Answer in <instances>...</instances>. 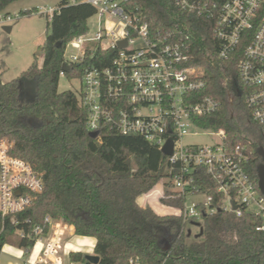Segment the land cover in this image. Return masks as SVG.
I'll return each instance as SVG.
<instances>
[{
	"label": "trees",
	"instance_id": "16d2710c",
	"mask_svg": "<svg viewBox=\"0 0 264 264\" xmlns=\"http://www.w3.org/2000/svg\"><path fill=\"white\" fill-rule=\"evenodd\" d=\"M12 1L0 0V12ZM130 4L153 35L155 31L161 36L180 31L184 39L188 35L185 41L194 55L191 64L205 70L202 93L220 101L217 110L197 124L223 128L227 146L244 145L250 155L249 172L256 180L262 162L257 148L264 145L245 135L235 121L236 109L247 114L239 57L231 62L216 57L213 19L183 9L174 0H130ZM56 7L41 45L42 63L35 59L18 77L0 80V140L12 142L10 154L31 163L43 178L42 190L33 194L29 205L0 216V247L9 243L29 249L35 239L33 227L40 225L47 232L44 217L59 215L76 234L95 238L96 263L80 252L70 253L83 264H130V260L135 264H264V230L257 229L260 220L254 215L237 217L219 211L201 221L185 222L138 203L137 198L167 174L166 156L138 134L104 128L97 138L89 136L85 109L78 105L74 91H59L58 83L66 45L87 32L88 19L96 10L66 0ZM33 10H21L19 15ZM59 40L62 44L57 47ZM90 62L94 60L87 52L84 61L74 63L65 76L81 77ZM161 200L171 206L182 204L180 197Z\"/></svg>",
	"mask_w": 264,
	"mask_h": 264
},
{
	"label": "built area",
	"instance_id": "2783aa9c",
	"mask_svg": "<svg viewBox=\"0 0 264 264\" xmlns=\"http://www.w3.org/2000/svg\"><path fill=\"white\" fill-rule=\"evenodd\" d=\"M174 1L183 9L213 19L219 60L231 62L239 57L237 68L246 115L264 134V0ZM66 2L89 4L96 14L107 19L90 38L82 34L70 40L66 46L72 52H64L63 63L71 67L83 62L87 52L94 60L84 67L79 89L74 91L78 105L86 111L88 131L100 134V130L109 128L120 134H138L159 149L170 139L171 154H164L167 174L160 178L163 187L151 190L152 187L147 197L155 196L163 205L162 198H182L180 206H166L185 222L201 221L206 215L225 211L237 217L254 215L260 220L257 229L264 230V195L258 179L249 172V152L244 145L227 146L223 128L197 124L202 117L214 113L220 101L202 93L205 70L191 64L194 55L185 41L188 35L185 39L180 31L163 36L155 31L153 35L148 23L132 9L130 0ZM44 9L50 22L57 7ZM17 17L0 12V23ZM122 41L126 44L119 46ZM65 73L60 70V75ZM199 133L217 140L203 144L183 142L185 135ZM11 144L7 139L0 140L1 217L22 210L43 188L41 172L28 161L11 155ZM44 222L47 232L35 225L33 244L24 250L35 254V261L24 264H61L62 241L74 227L59 215H46ZM20 235H24L23 231ZM130 264L135 263L130 260Z\"/></svg>",
	"mask_w": 264,
	"mask_h": 264
},
{
	"label": "rangeland",
	"instance_id": "374dc122",
	"mask_svg": "<svg viewBox=\"0 0 264 264\" xmlns=\"http://www.w3.org/2000/svg\"><path fill=\"white\" fill-rule=\"evenodd\" d=\"M60 0H15L9 3L1 13H8V15H18L12 21L0 23V80L2 82L10 81L20 75L35 59L39 64L42 63V54L37 55V51L45 39L47 29V15L44 13V8L56 7ZM34 8L33 12L27 15H19L21 10ZM105 15L94 14L88 19V30L85 33L87 38H90L98 26H103L106 23ZM11 26L10 31L3 29V26ZM90 44V43H88ZM72 49L66 46L65 53L70 54ZM80 86V79L78 77L68 78L60 75L58 90H72L77 91ZM238 117L236 122L242 128L245 135L262 143L264 145V134L261 132L259 126L255 123L247 121V115L244 109H236ZM217 138H210V136L199 133L185 135L183 142L186 144H203L209 143ZM163 184L160 179L151 190L162 189ZM150 190V189H149ZM148 190V191H149ZM146 191V192H148ZM144 193L139 196L138 200L142 205H149L157 214H166L172 211V208L163 205L155 196L147 197ZM190 198L188 199V202ZM194 234L196 227H191ZM18 264L19 259L11 253L0 254V264Z\"/></svg>",
	"mask_w": 264,
	"mask_h": 264
},
{
	"label": "crops",
	"instance_id": "0c3cea01",
	"mask_svg": "<svg viewBox=\"0 0 264 264\" xmlns=\"http://www.w3.org/2000/svg\"><path fill=\"white\" fill-rule=\"evenodd\" d=\"M138 198L137 201L139 204H141ZM94 245H95L94 237L78 235L75 233L74 228H71L70 231L66 233L65 238L63 239L61 244V248H60L61 264H83L81 261L73 260L70 257V253L80 252L83 255L94 254ZM8 252L18 257L19 259L18 264H21L24 261L26 262L35 261V254L25 253L24 249L14 244L5 243L3 245L2 253H8ZM8 264H12V263H8Z\"/></svg>",
	"mask_w": 264,
	"mask_h": 264
},
{
	"label": "water",
	"instance_id": "95a60500",
	"mask_svg": "<svg viewBox=\"0 0 264 264\" xmlns=\"http://www.w3.org/2000/svg\"><path fill=\"white\" fill-rule=\"evenodd\" d=\"M3 29L6 31H10L11 26L4 25ZM61 44H62V41L59 40L56 43V46L60 47ZM125 44H126L125 41L119 42V46H123ZM41 53H42V47L37 51L36 54L40 55ZM71 69H72V67L70 65H68L66 63H62L61 70L65 71V72H70ZM238 95H239V92H238ZM98 134L99 133L97 131L89 132V136L92 138H97ZM171 147H172V143H171V140L169 139L167 141V143L160 149V151L163 154H171ZM257 152L261 156V159H262V162L258 165L257 171H256V176L258 179L257 183H258V187H259L261 193L264 195V147L262 145L258 146ZM17 194H19V191H17ZM85 258L87 260L93 262V263H96L99 259V257L95 254H86Z\"/></svg>",
	"mask_w": 264,
	"mask_h": 264
}]
</instances>
